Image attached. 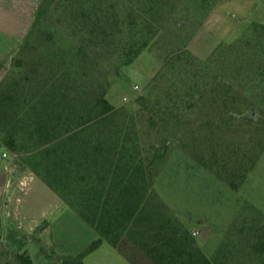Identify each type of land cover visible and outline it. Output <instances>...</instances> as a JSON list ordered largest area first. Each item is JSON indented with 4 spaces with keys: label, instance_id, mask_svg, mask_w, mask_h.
Wrapping results in <instances>:
<instances>
[{
    "label": "trees",
    "instance_id": "1",
    "mask_svg": "<svg viewBox=\"0 0 264 264\" xmlns=\"http://www.w3.org/2000/svg\"><path fill=\"white\" fill-rule=\"evenodd\" d=\"M200 1L39 4L0 81V145L19 172L41 179L99 236L86 253L54 254L48 264H82L102 241L129 264H264L260 219L240 217L207 255L156 190L172 142L192 168L239 187L257 157L246 138L264 127V26L253 30L256 40L237 42L201 63L185 51L184 30L190 2ZM144 51L161 57V68L142 95L117 106L113 99L121 95L112 83L124 86ZM242 88L261 91L258 112L249 111L248 118ZM235 136L238 143L230 140ZM15 240L21 241L18 234ZM15 260L33 264L25 251Z\"/></svg>",
    "mask_w": 264,
    "mask_h": 264
},
{
    "label": "rangeland",
    "instance_id": "2",
    "mask_svg": "<svg viewBox=\"0 0 264 264\" xmlns=\"http://www.w3.org/2000/svg\"><path fill=\"white\" fill-rule=\"evenodd\" d=\"M23 2L0 0V10ZM189 5L184 29L189 34V42L185 51L201 63L209 64L214 53H224L230 45L254 40L253 30L264 26V0H201ZM37 8H34V16ZM4 28V21L0 19V57L8 65L5 68L8 70L20 46L8 49L9 40L6 38L4 41V36L11 34L15 37L21 33L18 30L8 33ZM244 51L249 59L255 60L252 50ZM161 62V57L157 58L155 52H142L128 69L125 85L112 83L121 95V100L113 99V103L117 106L129 105L142 95L161 68ZM239 78L242 86L246 85L243 81L245 76L240 75ZM134 86L138 89L134 90ZM242 93L248 97L249 103L242 110L247 112L245 117L248 118L249 111L258 112L261 91L246 88ZM124 98L127 100L124 101ZM263 130L264 127H261L260 134H250V139L246 138L256 147L257 157L253 168L237 188L230 187L209 171L192 168L191 160L180 150L181 147L175 142L169 145L170 151L156 183L157 193L172 215L191 231L198 246L207 255L217 250L231 225L240 222V217L247 221L260 219L264 222ZM230 140L238 143L240 138L235 136ZM5 151L0 145V154ZM239 182L240 179L233 178L235 185ZM0 216V264H16L15 254L24 251L33 264H48L53 262L54 254L73 257L86 253L99 238L41 179L29 170L19 172L10 154L0 160ZM17 234L20 242L15 240ZM82 264L129 263L108 242L102 241L97 249L85 255Z\"/></svg>",
    "mask_w": 264,
    "mask_h": 264
},
{
    "label": "crops",
    "instance_id": "3",
    "mask_svg": "<svg viewBox=\"0 0 264 264\" xmlns=\"http://www.w3.org/2000/svg\"><path fill=\"white\" fill-rule=\"evenodd\" d=\"M40 0H24L19 5H9L5 10H0V19L4 21L6 26L5 31L11 33L12 31H19L21 34L12 37L11 34L4 36V41L7 38L9 40L7 48L14 49L16 46H20L22 40L26 34L30 31L31 25L34 20V8L39 6ZM3 58L0 57V81L4 77L8 67L5 62H2ZM2 64V65H1ZM8 153V151H5ZM4 153V152H3ZM9 154V153H8Z\"/></svg>",
    "mask_w": 264,
    "mask_h": 264
},
{
    "label": "built area",
    "instance_id": "4",
    "mask_svg": "<svg viewBox=\"0 0 264 264\" xmlns=\"http://www.w3.org/2000/svg\"><path fill=\"white\" fill-rule=\"evenodd\" d=\"M133 89L134 90H137L138 87L137 86H134ZM123 100L126 101L127 99L124 98ZM5 158H8V153L4 152V153L0 154V160L5 159ZM194 235H195V233H194Z\"/></svg>",
    "mask_w": 264,
    "mask_h": 264
},
{
    "label": "water",
    "instance_id": "5",
    "mask_svg": "<svg viewBox=\"0 0 264 264\" xmlns=\"http://www.w3.org/2000/svg\"><path fill=\"white\" fill-rule=\"evenodd\" d=\"M253 115H254V113H253Z\"/></svg>",
    "mask_w": 264,
    "mask_h": 264
}]
</instances>
